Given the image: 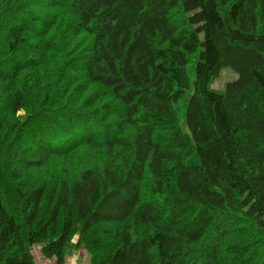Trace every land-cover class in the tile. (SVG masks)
<instances>
[{
	"label": "trees",
	"instance_id": "trees-1",
	"mask_svg": "<svg viewBox=\"0 0 264 264\" xmlns=\"http://www.w3.org/2000/svg\"><path fill=\"white\" fill-rule=\"evenodd\" d=\"M34 246L264 264V0H0V264Z\"/></svg>",
	"mask_w": 264,
	"mask_h": 264
},
{
	"label": "rangeland",
	"instance_id": "rangeland-1",
	"mask_svg": "<svg viewBox=\"0 0 264 264\" xmlns=\"http://www.w3.org/2000/svg\"><path fill=\"white\" fill-rule=\"evenodd\" d=\"M235 78H237V73L234 70H232L231 68H222L219 72V75L214 79V81L212 83V87L217 89V90H222L225 88L228 81L233 80ZM74 159L77 162H79L80 160H82V155H77V156L75 155ZM60 163H62V162L61 161H50L47 163V165L45 166V169L41 173L36 171L34 174L32 173V175H34L35 179L40 180V181H44V179L47 178V179H49L47 182L49 184H52V182H54L56 180H60L62 178V174L64 172H68L65 170H63V171L59 170L62 167V165ZM65 165H67V164H65ZM69 167H70V165H69ZM7 196L9 199H11V201L15 202L16 205L19 206L20 203H19L18 199L15 198L16 196L14 193L7 192ZM38 247L39 246H34V248H33L34 253H36V248H38ZM84 257H85V255H84ZM84 257H83V255L81 256V258H84ZM83 261H84V259L80 260L79 264H83ZM66 264H68V262Z\"/></svg>",
	"mask_w": 264,
	"mask_h": 264
},
{
	"label": "crops",
	"instance_id": "crops-1",
	"mask_svg": "<svg viewBox=\"0 0 264 264\" xmlns=\"http://www.w3.org/2000/svg\"><path fill=\"white\" fill-rule=\"evenodd\" d=\"M34 255L36 258V264H57L54 258L47 259V258L43 257L42 251L39 247L36 248V253H34ZM82 255H83V257L85 255V257L81 258ZM82 259H84L83 264H88L87 259H86V253L84 254L83 251H81L78 255H74L73 257L68 258L67 262H68V264H79V261Z\"/></svg>",
	"mask_w": 264,
	"mask_h": 264
}]
</instances>
